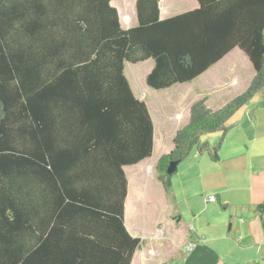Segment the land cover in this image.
I'll use <instances>...</instances> for the list:
<instances>
[{
  "label": "trees",
  "instance_id": "trees-1",
  "mask_svg": "<svg viewBox=\"0 0 264 264\" xmlns=\"http://www.w3.org/2000/svg\"><path fill=\"white\" fill-rule=\"evenodd\" d=\"M198 3L162 19L160 0H137L126 29L112 0H0V264L132 263L141 240L126 225L125 167L152 156L155 127L125 62L152 59L146 81L161 90L246 54L248 88L217 110L194 102L155 172L170 191L171 161L205 150L220 161L221 144L200 135L224 137L264 88V0Z\"/></svg>",
  "mask_w": 264,
  "mask_h": 264
},
{
  "label": "crops",
  "instance_id": "crops-1",
  "mask_svg": "<svg viewBox=\"0 0 264 264\" xmlns=\"http://www.w3.org/2000/svg\"><path fill=\"white\" fill-rule=\"evenodd\" d=\"M136 2L137 0H127V6L131 3L135 4L134 16L133 12L131 13L127 10L122 12L121 6L116 4L115 0H112V4L118 9L123 28L127 29L136 27L138 25ZM183 2H185L186 5H184ZM188 4H190V6ZM198 6V0H160V16L162 19L170 18L183 12L193 10ZM235 52L243 54L247 60H249L242 50L235 48L200 77L193 80L192 82L180 85L192 84L193 82L199 80L211 69L222 66L224 62ZM148 61H152V70L154 67V61L152 59L139 63L125 62V64L127 63L135 66ZM233 71L234 70L232 67L222 68L221 72L223 76L219 75L217 81L218 84H216L217 88L230 82L229 79L233 78ZM149 73L150 72H148V74ZM223 78H225V81H223ZM175 85L161 90L174 88ZM198 92L201 96L203 95L202 91L198 90ZM136 97L146 103L154 122L155 134L154 151L152 156L137 165L125 167L129 181L125 211L126 225L132 236L141 240V246L136 250L131 264H254V252H250V254H252L250 256L248 255L249 253L243 254L242 250L246 248H252L254 246H260L261 249L264 247V215H260V213L258 214V210L256 209V206L264 200V147H260L263 145L260 143V141L257 143L258 140L262 138V142L264 143V126L262 125V128L260 125V114H262L263 111L261 110L254 112V138H252V141L254 140V155L251 151V148H247L250 149L251 152L249 156L247 152H243V146L234 144V150L227 153L226 158L223 159L220 157V161H218L222 163L223 170L226 172V168L230 167L227 166L229 162H235L240 157L243 158L242 162H245L247 159L251 158L249 163L251 164L250 170L253 184L252 186L247 187L248 189H251V192L246 195H241V193H238V195L244 197L243 200H246V202L234 203L230 196L225 192L229 190L230 187H233L234 189L236 185L232 184V180H229L231 177H229L227 173H224L223 176H220V184L226 188L220 190V192H215V194L219 201H221L225 206H232V209L228 215H225L220 219L221 222L219 225L220 227L223 226V231L210 232L199 219L203 212L208 210H216L215 207L208 204V197L204 196L206 195L207 191H203V194L201 195V192H198L195 189H190L189 184H187L185 190L178 194V190L175 189L176 185L174 182V177L171 190L169 191L172 193V199L170 201H175L178 205L186 204L187 207L185 213L183 210L178 209L176 212V217L168 216L165 222L164 214L166 213V210L161 205L164 202L162 197L167 191L162 188L163 185L158 180L155 172V166L158 159L163 154L170 152L173 148L174 133L179 128L184 126L186 121H189V111L193 102L184 103V97L182 95H180L178 98L175 96L168 97V104L163 107L161 114L162 118L157 119L155 112L148 105L146 100L141 99L137 95ZM206 98L209 105L211 96H206ZM169 124H172V127L168 130L167 125ZM175 125L177 126L173 128ZM169 131H171V137L165 138L163 144H161L164 150L158 157H156V159L153 160L152 158L156 153L158 138L161 139V134H165L166 132L168 133ZM231 149L233 148L231 147ZM128 168L131 170L130 172L127 171ZM148 182L150 184H148ZM152 184H154L156 189L155 195H152L151 193V191H153ZM256 185L258 187H256ZM253 187L254 191L259 189V192L253 193ZM196 197L201 198L199 200L200 204L198 206H193L188 201ZM238 205L242 206V210L244 211L242 212L243 218H240V225H237V223L233 221L236 213L233 211H236L235 206ZM228 219H230L229 223ZM210 221L208 219L205 223L212 227L218 226V224L211 223ZM244 243L246 244L244 245ZM190 244H193L194 246L189 250L188 246ZM261 249L256 253L257 260L260 259L259 257L264 260V256H261L264 254V252L261 253ZM235 251H240L244 256H235ZM255 264H260V262H255Z\"/></svg>",
  "mask_w": 264,
  "mask_h": 264
},
{
  "label": "rangeland",
  "instance_id": "rangeland-1",
  "mask_svg": "<svg viewBox=\"0 0 264 264\" xmlns=\"http://www.w3.org/2000/svg\"><path fill=\"white\" fill-rule=\"evenodd\" d=\"M190 1V0H187ZM120 2V3H118ZM116 4L121 6L122 12L127 10L129 12H133L135 16V4H129L127 6V0H115ZM186 5L185 2H183ZM190 6V4H188ZM136 21V20H135ZM152 61H148L139 65H130L125 64V73L126 76L129 78L131 86L135 92V94L143 100H146L148 105L153 109L155 112V116L158 118H162L161 114L163 111V107L168 104L167 99L168 97L175 96L178 98L180 95L184 97V103L189 102H196L206 96H211L209 101V105L212 109L217 110L221 108L224 104L228 101L233 99L235 96L239 95L240 93L244 92L253 76L255 74L254 67L251 65L249 60L243 55L239 54V52H235L232 56H230L222 66L218 68L211 69L205 76L200 78L199 80L193 82L192 84H185V85H175L174 88L166 89V90H156L148 86L146 82L147 74L150 72L152 67ZM232 67L233 68V78H230L228 83L225 85L218 87L216 86L219 75H222V68ZM225 81V78H223ZM198 90L203 92L201 96ZM192 103V104H193ZM263 111L261 116L260 125L263 128L264 126V88L258 92L246 105L240 108L236 113L228 120L227 124L229 126L234 127L233 129L229 130L228 134L223 137V132L217 131L214 133L203 132L200 135V140L202 143H208L211 146L215 147L218 144H221L219 155L221 158H226V154L234 150V144H238L243 146V152H247L250 156L251 148L252 153L254 155V112ZM190 112V111H189ZM186 121V120H185ZM184 122V121H182ZM186 121L185 124H187ZM178 124V123H177ZM259 125V126H260ZM263 125V126H262ZM175 125L173 128H175ZM168 130L172 127V124L167 125ZM183 127V126H182ZM172 128V129H173ZM180 129V128H179ZM175 135V133H174ZM173 135V136H174ZM171 137V131L165 134H161V139L158 138L157 140V148L156 153L153 156V160L156 159L160 155V153L164 150L161 144L165 138ZM262 139H259L257 143H262L263 145L260 147H264V143ZM245 144V145H244ZM258 145V144H256ZM248 146V147H246ZM231 147L233 149H231ZM262 149V148H261ZM254 159V156H253ZM243 158L240 157L235 162H229L227 166H230L223 170L222 163L218 161L212 160L209 155V151L205 150L202 153L194 152L186 161H183L179 165V169L177 174L174 176L175 182V189L178 190V194L181 191L185 190L187 184H189L190 189H195L198 192L203 194V191H207L206 197L209 200V205L215 207L214 210H208L203 212V214L199 217V219L203 222V225L206 227L208 231H223V226L220 227L219 223L221 222V217L228 215L232 209L231 207L225 206L221 201L218 200L215 192H220V190L225 189V186L220 184V176H223L224 173L231 178L232 184H235L236 187H230L225 193L230 196L231 200L236 202H246L243 200L244 197L238 195V193L249 194L251 189L247 187L252 186L253 182L251 180V164L249 161L251 158L247 159V161L242 162ZM152 161V160H149ZM232 167V168H231ZM236 168V169H234ZM249 170V171H248ZM130 172L131 170H127ZM132 174V173H131ZM132 176V175H131ZM204 176V177H202ZM200 177V178H199ZM190 181V182H189ZM148 184H150L148 182ZM231 186V185H230ZM256 187H258L256 185ZM255 187V188H256ZM164 188V187H162ZM151 191L152 195L156 194V189L154 184H152ZM165 190V188H164ZM253 193L259 192V189L254 191V187L252 189ZM205 197V198H206ZM215 197V199H212ZM164 202L161 205L165 210L166 213L164 214L165 222L168 216L176 217L177 210L181 209L183 212H186V204H176L175 201H170L172 199V193L167 191L164 193L163 197ZM201 198H194L189 200L188 202L193 206H198L200 204ZM246 207V206H245ZM234 208V207H233ZM247 208V207H246ZM236 212L233 221L240 225L241 219L243 218L242 206H235ZM257 209V206H256ZM258 214L260 212H257ZM261 215V214H260ZM245 218V217H244ZM211 223L218 224L217 227L208 226L205 222L208 220ZM245 220V219H244ZM177 221V219H176ZM230 219H228L229 223ZM256 237V236H255ZM240 238V237H239ZM246 243H244L245 245ZM243 245V246H244ZM261 249L260 246H254L252 248H246L242 250L243 254L254 252V264L255 262H260V264L264 263V260L259 257L260 259H256V253ZM261 253L264 252V247L261 249ZM240 251H235V256H244ZM262 257L264 254L261 255ZM260 260V261H259ZM243 262V260H242ZM245 262V261H244Z\"/></svg>",
  "mask_w": 264,
  "mask_h": 264
},
{
  "label": "water",
  "instance_id": "water-1",
  "mask_svg": "<svg viewBox=\"0 0 264 264\" xmlns=\"http://www.w3.org/2000/svg\"><path fill=\"white\" fill-rule=\"evenodd\" d=\"M178 166H179V164L177 161H171L169 164L168 170H167L168 174H173V173L177 172Z\"/></svg>",
  "mask_w": 264,
  "mask_h": 264
},
{
  "label": "built area",
  "instance_id": "built-area-1",
  "mask_svg": "<svg viewBox=\"0 0 264 264\" xmlns=\"http://www.w3.org/2000/svg\"><path fill=\"white\" fill-rule=\"evenodd\" d=\"M212 199H215V197H212ZM193 246H194L193 244H190V245L188 246V249H189V250L192 249Z\"/></svg>",
  "mask_w": 264,
  "mask_h": 264
}]
</instances>
